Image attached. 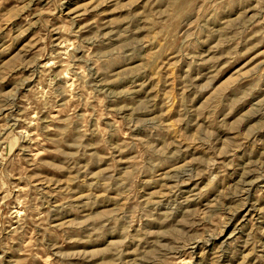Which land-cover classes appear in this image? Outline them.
Instances as JSON below:
<instances>
[{"label":"rangeland","instance_id":"374dc122","mask_svg":"<svg viewBox=\"0 0 264 264\" xmlns=\"http://www.w3.org/2000/svg\"><path fill=\"white\" fill-rule=\"evenodd\" d=\"M0 264H264V0H0Z\"/></svg>","mask_w":264,"mask_h":264}]
</instances>
